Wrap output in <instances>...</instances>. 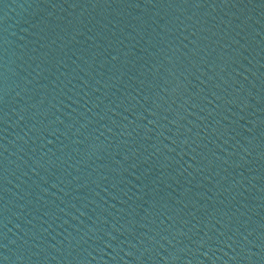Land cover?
I'll return each instance as SVG.
<instances>
[{
    "label": "water",
    "instance_id": "1",
    "mask_svg": "<svg viewBox=\"0 0 264 264\" xmlns=\"http://www.w3.org/2000/svg\"><path fill=\"white\" fill-rule=\"evenodd\" d=\"M264 173V0H0V264H158Z\"/></svg>",
    "mask_w": 264,
    "mask_h": 264
}]
</instances>
